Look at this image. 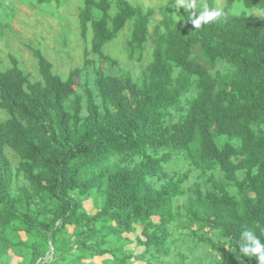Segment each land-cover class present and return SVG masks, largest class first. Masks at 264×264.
<instances>
[{
    "label": "trees",
    "instance_id": "trees-1",
    "mask_svg": "<svg viewBox=\"0 0 264 264\" xmlns=\"http://www.w3.org/2000/svg\"><path fill=\"white\" fill-rule=\"evenodd\" d=\"M235 2L225 0L220 9L225 17L201 29H194L192 11L176 19L161 7L162 19L150 34L153 9L128 0H84L81 35L86 39L91 27L93 37L83 67L64 79L40 49L28 46L42 77L33 83L11 56L12 67L0 69V108L10 115L0 122V264H14L11 252L24 256L22 248L30 257L17 264H38L51 253L50 264H94L101 257L111 264L151 263L169 256L170 225L181 216L176 199L185 194L192 172L164 170L176 155L202 177L216 169L224 175L209 176L207 190L195 184L193 197L182 206L200 225L199 242L219 251L226 264H258L255 257L242 256L238 241L251 229L264 243V0H243L259 15L232 13ZM206 7L219 9L216 0H197V15ZM129 20L128 57L141 62L149 39L154 47L140 81L128 72L105 70L117 61L104 47ZM218 61L235 69L213 75ZM89 67L101 102L86 87L84 115L77 88ZM193 89L196 96L185 114L171 121L174 109L185 110L182 99ZM6 148L20 158L16 169ZM20 173L29 185L15 184ZM89 199L95 213L85 207ZM46 214L51 217L42 218ZM138 226L141 253L121 244ZM10 230L24 231L28 239L14 241ZM214 231L221 240L213 239Z\"/></svg>",
    "mask_w": 264,
    "mask_h": 264
},
{
    "label": "rangeland",
    "instance_id": "rangeland-1",
    "mask_svg": "<svg viewBox=\"0 0 264 264\" xmlns=\"http://www.w3.org/2000/svg\"><path fill=\"white\" fill-rule=\"evenodd\" d=\"M133 5H140L145 10L153 9L154 14L150 19L149 33L162 19L159 8H167L170 13L176 18L181 19L183 12L186 10L183 7L177 9L176 0H128ZM219 9L225 7V0H216ZM84 6V0H51L49 4H39L35 0H0V23L4 28L0 30V67L6 70L12 67L11 56H15L19 61V66L23 72L29 76L31 82L35 83L42 81L39 73L38 60L33 55L31 46L40 49L43 54L53 64V72L66 79L71 70L77 67H83L85 60L86 49H91V41L93 37L92 28H89L87 38L84 39L81 35L79 13ZM111 14L117 12L116 5H113ZM234 14L246 12L248 14L259 15L258 9H249L243 3V0H236L232 10ZM96 18L101 17V13L96 11ZM133 31V20H129L125 27L119 32L118 36L104 47V53L117 61V65L108 63L105 65V70L114 75H122L130 73L134 81H140L144 69L153 60V43L152 40L146 44L144 58L141 62L131 60L128 57L126 42L130 39ZM91 59H94L98 64V56L90 54ZM235 69L233 64L224 61H218L216 67L212 70V74H225ZM90 88L95 99L100 103V98L97 96V91L94 84V72L92 67L84 70L80 77V85L77 88V94L84 97L83 114L86 115L87 103L85 100V88ZM196 96V91L193 89L189 94L183 97L182 105L184 111L173 110L171 121H178L185 114L188 108V102ZM10 117L8 112L0 108V122L7 120ZM6 154L10 159L13 167L16 169L19 165L20 158L11 148H6ZM117 161L118 158H113ZM191 170L190 179L185 183V194L176 199V207L181 210V216L170 225L171 237L169 239L171 254L163 257L161 260L152 259L150 261H133L132 264H180L182 261L185 264H226L219 251H214L207 244L200 243L198 235L202 233L200 225H196L190 220L186 211L182 208L193 197V189L195 184H200L203 190L210 188L207 182L209 176L213 175L216 179H223V173L220 169L208 172L205 176L200 175V171L192 167L188 160L183 155H176L170 162L164 165V170L168 173L185 172ZM240 173V178L243 177ZM153 182L159 186L161 182ZM15 184L29 185L24 179L23 173L16 178ZM229 191L237 198V190L234 187H229ZM85 207L91 213H95L97 209L93 204V200L85 201ZM51 217L50 214L42 216V218ZM196 231V232H194ZM7 235L14 241L19 239L27 240L28 237L24 231L10 230ZM208 235V234H207ZM49 236V233H46ZM211 236L214 240H221L219 231H214ZM139 238L143 239L142 226H138L136 232L126 235L121 241L124 249H131L136 253H141L144 249L139 244ZM43 239V236H39ZM115 240V239H114ZM224 241V240H222ZM225 246L228 248L227 243ZM1 247V244H0ZM21 247V246H19ZM51 252L54 248L50 246ZM24 256H18L11 252V259L14 264L28 261L30 251L23 249ZM243 256V254H242ZM183 257V260H182ZM244 257V256H243ZM246 257V256H245ZM55 256L48 254L44 260L38 264H50ZM147 259L150 256L147 255ZM94 264H111L110 260L105 258L94 259Z\"/></svg>",
    "mask_w": 264,
    "mask_h": 264
},
{
    "label": "clouds",
    "instance_id": "clouds-1",
    "mask_svg": "<svg viewBox=\"0 0 264 264\" xmlns=\"http://www.w3.org/2000/svg\"><path fill=\"white\" fill-rule=\"evenodd\" d=\"M177 9L183 7L186 11H192L191 23L194 29H201L205 24H210L225 17L220 9H208L207 7L197 15V0H176ZM239 251L243 256L251 259L255 257L258 264H264V243L256 236L251 229L241 233L238 241Z\"/></svg>",
    "mask_w": 264,
    "mask_h": 264
},
{
    "label": "crops",
    "instance_id": "crops-1",
    "mask_svg": "<svg viewBox=\"0 0 264 264\" xmlns=\"http://www.w3.org/2000/svg\"><path fill=\"white\" fill-rule=\"evenodd\" d=\"M1 64V63H0ZM11 68V67H10ZM0 69H1V67H0ZM9 69V68H8ZM8 69H6V70H8ZM2 70V69H1ZM3 71H5V70H3Z\"/></svg>",
    "mask_w": 264,
    "mask_h": 264
},
{
    "label": "bare ground",
    "instance_id": "bare-ground-1",
    "mask_svg": "<svg viewBox=\"0 0 264 264\" xmlns=\"http://www.w3.org/2000/svg\"><path fill=\"white\" fill-rule=\"evenodd\" d=\"M3 29V28H2Z\"/></svg>",
    "mask_w": 264,
    "mask_h": 264
}]
</instances>
